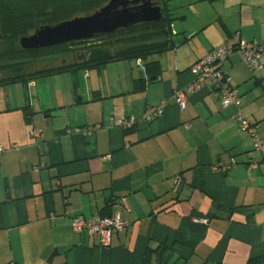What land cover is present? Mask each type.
<instances>
[{"label":"crops","instance_id":"1","mask_svg":"<svg viewBox=\"0 0 264 264\" xmlns=\"http://www.w3.org/2000/svg\"><path fill=\"white\" fill-rule=\"evenodd\" d=\"M177 19L174 46L147 61L0 86V264H264V165L248 168L262 156L215 90L185 91L192 64L233 35L264 41V0H197ZM56 60L30 72L80 57ZM259 61L252 71L234 53L222 70L264 142V52ZM123 118L136 124H111ZM95 215L127 223L108 247L72 232L73 217Z\"/></svg>","mask_w":264,"mask_h":264},{"label":"trees","instance_id":"2","mask_svg":"<svg viewBox=\"0 0 264 264\" xmlns=\"http://www.w3.org/2000/svg\"><path fill=\"white\" fill-rule=\"evenodd\" d=\"M109 0H0V86L28 81L41 76L81 67L102 66L112 62L131 59L147 61L149 57L171 49V35L163 15L158 22L140 23L128 29H119L111 34L83 41H73L35 50H23L19 40L34 34L44 26H54L77 17H86L98 11ZM157 5L160 7L158 0ZM162 13V12H161ZM138 35V36H137ZM127 36L129 45L123 49L107 50L97 44L88 48V54L76 53L80 61L61 68H50L30 72L32 66L44 59L72 54L75 45H86L92 40ZM147 75L156 79L159 67L156 62L145 64Z\"/></svg>","mask_w":264,"mask_h":264},{"label":"built area","instance_id":"3","mask_svg":"<svg viewBox=\"0 0 264 264\" xmlns=\"http://www.w3.org/2000/svg\"><path fill=\"white\" fill-rule=\"evenodd\" d=\"M264 52V41H244L239 36L233 35L221 46L214 48L208 55L197 60L190 67V73L193 76L192 83L187 86V93H194L203 88H211L218 93L222 107H233L236 110L233 120L237 123L239 130L246 134L251 142L255 152L262 156L261 160H254L248 166L249 169H256L260 163L264 165V142L260 140L257 128L241 111L240 97L237 89L232 86L230 78L222 70L223 63L234 53H237L246 64V66L256 71L262 68L260 56ZM185 91L177 90L173 95V100L179 109H183L187 104ZM163 105L153 108L146 116L147 120H152L163 111ZM115 127L128 131L136 124L134 118H123L112 121ZM78 132V130H76ZM92 130H89V133ZM34 135V133H31ZM6 148L0 146V155L5 152ZM236 163L231 160L229 166L223 169L235 167ZM71 229L76 234H84L89 239L95 240L101 248L108 247L111 238L126 229L127 223L121 220L117 215L100 216L95 215L89 218L75 216L72 218ZM199 222L206 224L207 220L201 218Z\"/></svg>","mask_w":264,"mask_h":264},{"label":"water","instance_id":"4","mask_svg":"<svg viewBox=\"0 0 264 264\" xmlns=\"http://www.w3.org/2000/svg\"><path fill=\"white\" fill-rule=\"evenodd\" d=\"M161 16V9L153 0H109L92 15L39 28L34 34L21 38L19 46L23 50H35L89 40L140 23L158 22Z\"/></svg>","mask_w":264,"mask_h":264},{"label":"rangeland","instance_id":"5","mask_svg":"<svg viewBox=\"0 0 264 264\" xmlns=\"http://www.w3.org/2000/svg\"><path fill=\"white\" fill-rule=\"evenodd\" d=\"M160 2V9H161V14L163 15V19L166 22V24L168 25V28L170 30V32H172V24H174V26L176 27V24L178 23V16L181 15H186L188 8L197 0H158ZM180 22V21H179ZM138 36V35H137ZM128 37L124 36V37H117L114 39H109L106 37H101V38H97L92 40V42L86 44V45H75L72 47V54L68 53V55H63L60 57H57L59 61V58H67L69 59V57H71L72 55H74V52L76 53H86L88 54L89 49L88 48L90 45L92 44H99L100 46L104 47L107 50L113 51V50H118V49H123L125 48L127 45H129L125 40H127ZM43 62V61H42ZM40 63L39 66H42L43 64H47V63ZM51 62V61H49ZM34 67V65L32 66V68Z\"/></svg>","mask_w":264,"mask_h":264},{"label":"flooded vegetation","instance_id":"6","mask_svg":"<svg viewBox=\"0 0 264 264\" xmlns=\"http://www.w3.org/2000/svg\"><path fill=\"white\" fill-rule=\"evenodd\" d=\"M153 3H154L155 5H157V1H156V0H153Z\"/></svg>","mask_w":264,"mask_h":264}]
</instances>
